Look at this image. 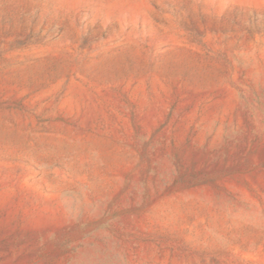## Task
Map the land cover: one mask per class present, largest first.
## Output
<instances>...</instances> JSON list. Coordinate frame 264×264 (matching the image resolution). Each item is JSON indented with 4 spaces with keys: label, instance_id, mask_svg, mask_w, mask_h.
I'll use <instances>...</instances> for the list:
<instances>
[{
    "label": "rangeland",
    "instance_id": "374dc122",
    "mask_svg": "<svg viewBox=\"0 0 264 264\" xmlns=\"http://www.w3.org/2000/svg\"><path fill=\"white\" fill-rule=\"evenodd\" d=\"M0 264H264V0H0Z\"/></svg>",
    "mask_w": 264,
    "mask_h": 264
}]
</instances>
